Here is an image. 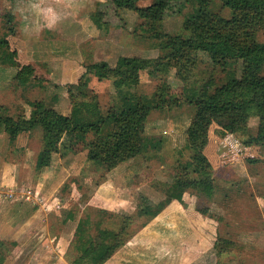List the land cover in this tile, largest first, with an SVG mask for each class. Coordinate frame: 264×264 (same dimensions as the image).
Listing matches in <instances>:
<instances>
[{
    "label": "rangeland",
    "instance_id": "obj_1",
    "mask_svg": "<svg viewBox=\"0 0 264 264\" xmlns=\"http://www.w3.org/2000/svg\"><path fill=\"white\" fill-rule=\"evenodd\" d=\"M61 1L0 0V38L4 37L8 49L15 52V65L7 64L12 70L10 80L0 87V116L27 118L30 104L36 100H44L58 112L68 114L76 99L88 98V95L97 98L104 112L118 104L114 77L98 78L88 74L86 85L80 86L78 82L84 74V64L105 60L112 67L120 56H164L167 35L183 39L191 34L187 18L194 12V0H169L163 19L152 22L139 18L133 10L115 7L110 0L92 1L88 6L83 3L86 0H78L80 5L74 0ZM153 1L137 0L136 5L145 7ZM27 8L34 11L30 22H25L22 17V10ZM44 8L50 13L59 8L62 20L55 28L44 26L37 33L29 28L34 33L27 35L29 32L23 24L29 26L39 22L36 13ZM210 10L223 18L230 17V10L216 1L210 3ZM8 14L12 15L11 23L6 22ZM84 15L90 16L101 28L94 30L88 40L86 35L80 36L81 30L76 27L79 23L76 18L83 19ZM8 26H12V32L6 31ZM82 29L85 34L90 32V29ZM98 38L109 41L114 48L111 45L97 48ZM258 38L263 41L264 34L259 32ZM26 65L31 66L32 73L24 80L25 85H19L16 83L18 76ZM240 65L233 61L215 62L204 52H194L190 59L179 58L175 67L163 57L158 66L139 71L137 82L130 85L129 90L145 96L157 93L162 98L161 106L151 109L144 125L146 140L147 136L163 140L157 150H145L107 170L87 160L86 144L70 146L65 135L61 155H54L50 170L45 172L56 176L60 174L61 166L66 167L67 171L57 175L54 181L42 177L44 181L38 185L36 175L41 176L39 171L33 173L29 164L31 168L24 172L19 168L21 175L18 172L17 176L18 179L23 176L19 181L22 186L38 192L40 199L48 196L58 207L56 212L43 217L46 225L38 231L42 239L50 237L53 248L58 246L59 250L55 253V249L44 247L46 257L37 256L38 264L43 261L44 264H69L77 256L74 245L84 237L75 230V225L84 212L89 214L91 224L100 222L116 228L117 220L97 209L128 214L138 223L142 219L137 217L136 211L141 201L146 199L155 205L168 193L177 196L172 200H177L184 208L189 205L195 211L206 208L209 216L198 211L195 214L192 210L188 219L174 217L172 224H146L104 264H264V144H244L249 136L256 134L259 121L255 113L247 120L246 133L222 135L218 123L210 124L205 154L215 169L211 196L199 192L195 186L185 190L172 188L177 163L189 157V151L184 147V131L195 112L194 98L204 82L211 78L215 85H220L230 75L238 74ZM1 84L3 86V81ZM92 136L88 133L86 137L91 140ZM16 138L18 144L27 146L30 152L41 147L39 126ZM16 140L8 139L4 125L0 123V170L4 165H10L6 167L10 173L12 164L20 159L19 149H15ZM18 161L21 163V159ZM52 189H56L53 194ZM184 224H200L205 231L203 238L191 225L186 227ZM218 236L232 240L230 249L213 248ZM9 246L5 243L1 250L5 251ZM198 247L202 251L193 258L194 254L189 253Z\"/></svg>",
    "mask_w": 264,
    "mask_h": 264
},
{
    "label": "trees",
    "instance_id": "obj_2",
    "mask_svg": "<svg viewBox=\"0 0 264 264\" xmlns=\"http://www.w3.org/2000/svg\"><path fill=\"white\" fill-rule=\"evenodd\" d=\"M110 1L115 7L133 10L139 18L152 22L163 19L169 0H155L145 7L137 6V0ZM215 1L230 10V17L223 18L210 10V3ZM194 2V12L187 18L191 34L183 39L167 35L163 47L167 48L164 56H120L112 67L104 60L84 64L85 71L78 85H86L88 74L98 78L113 76L117 106L103 112L97 98L88 95V98L76 99L68 114L58 112L44 100H36L30 104L31 111L27 118L0 116V123L4 125L10 141L34 126L40 127L41 147L36 156L35 170L48 166L53 153L61 155V146L65 147V135L70 146L86 144L87 160L107 170L145 150L161 148L163 140L160 137L147 136L146 140L144 133L145 119L151 109L161 106V95L132 93L129 87L137 82L140 70L158 66L163 57L175 67L179 58L190 59L194 52H204L215 62L233 61L241 65L238 74L232 73L220 85H215V81L210 78L199 89L193 100L195 112L184 131V147L189 151V157L177 163L172 188L185 190L195 186L206 196L213 193L215 169L205 154L209 140L208 128L212 122L222 127V135L227 132L246 133L247 120L251 113H255L259 121L256 134L249 136L244 144H264V40L260 41L258 38L259 32L264 34V0ZM6 18V22L11 23L12 15L8 14ZM6 31L12 32V26H8ZM154 36L158 35L154 33ZM0 49V63L15 65V52L8 49L4 37L0 38ZM22 69L16 82L19 85L26 83L24 80L32 73L29 65ZM179 70L181 69L178 68L177 71L180 72ZM88 133L93 134L91 140L86 137ZM62 153L64 155L65 152ZM249 161L252 159L249 158ZM175 197L177 196L172 197L168 193L155 205L143 199L136 211L137 217L142 219L138 223L128 214L97 209L98 212L115 218L116 228L106 227L100 222L91 224L89 214L84 212L75 225V230L84 238L74 245L78 254L69 264H104ZM197 211L209 216L206 208H199ZM69 216L72 217V214ZM232 245V240L218 236L213 248L225 251Z\"/></svg>",
    "mask_w": 264,
    "mask_h": 264
},
{
    "label": "crops",
    "instance_id": "obj_3",
    "mask_svg": "<svg viewBox=\"0 0 264 264\" xmlns=\"http://www.w3.org/2000/svg\"><path fill=\"white\" fill-rule=\"evenodd\" d=\"M64 1L65 0H62L61 3L62 2L64 3ZM79 1L74 0V2L77 5H80ZM92 1L94 2L96 0H86L83 3L88 6L91 4ZM57 5H60L59 2L57 3ZM71 11H73L72 13H75V9H73L72 7H71ZM65 12L66 11H64V13ZM22 14H23L22 17H24L25 22H30L31 21L30 19L34 14V11L33 9L31 10L27 8V10H22ZM36 15H37V21L39 22H36L35 25L29 24L28 26L26 25L27 23L23 24L24 28L27 30V32H29L26 33L27 35L29 34V36L33 35L34 32L32 31H35L37 33L38 30L44 26L55 28L62 20V18H60L61 14L59 13V8H57V11L55 13H50L46 11L44 8L41 10L39 14L36 13ZM82 18L83 19L76 18L79 20V23L76 22L78 23L76 24L77 25L76 27L80 28L81 30L80 36L86 35L85 39L88 40L90 39V37H92V32L94 30L96 29L98 30L101 28L98 23L94 22L90 18V16L84 15ZM86 26L88 28H86ZM29 28L33 30L30 31ZM82 28H85L86 30L90 29V32L88 34H85ZM101 39L102 38H98L96 40L95 46L97 48L99 46L106 47L110 45L111 47L114 48L113 44H110L109 41H103V40L101 41ZM116 60L114 61L115 63ZM115 63H113V65ZM11 71H12L11 67L8 66L7 64L4 63L0 64V87H4L5 85H7V82L4 81H7L9 79L11 75ZM2 81H3V86L1 84ZM208 144L206 148H208ZM206 148H205V152H206ZM15 149H19V152L17 154L21 159V163L20 161H18L20 159L16 160V162L12 164L14 168L13 167L12 169L9 168L10 173L7 172L6 170V167L8 166L10 167V165H6V166L4 165V167L2 166L3 168L0 170V264H22L23 262L25 264H31V261L33 262V264H38L37 256L46 255L44 252V247L46 248L51 247L52 250L55 249L54 250L55 253L56 250H59L58 246H56V248H53L52 243L49 242L50 237L48 238L45 237L44 239H42L41 238L42 235L38 231V228L40 227L43 228L46 225L43 223V217L50 212H56L58 210V207H55V203L52 202V200H49L48 196L44 195V197L43 198L41 197L40 199V197L38 196V192L31 190L28 191L27 186L25 188L22 186V183L19 182L23 180V176L19 177L18 179L17 176L18 172L21 175V171H19V168L24 172V169L28 170L29 168L32 167L33 173H35V160L38 150L35 152H30L27 146L24 145L21 146V144H18V140L15 141ZM55 154L56 153L52 154L51 162L54 161ZM69 163L71 162L69 161ZM19 164L21 165L19 166ZM28 164L31 165V167ZM51 165L52 164L50 163L48 166H45L40 170H38L39 173L41 174V176L38 175V173L36 175V177L38 176V180H37L38 185L43 183L44 179L42 177L49 178L51 181H54L57 175L62 174L63 171L65 172L67 171L66 167L61 166L60 174H56V176H54L53 174L52 175L46 174L45 172L48 173V170H50L49 168ZM55 190L56 189H52L51 193L53 194ZM44 198H46L45 201ZM192 210H194V208H192L190 205L184 208L183 205H181V203H179L177 200H171L157 215H155L152 219H150L146 224H165V223L170 224V222L172 224L174 217L183 218L184 216L186 219H188L189 213H193ZM194 213L198 214L199 212L197 213V210L196 211L194 210ZM184 225H186V227L187 225H191L192 228L196 230L197 235L200 236L204 235L205 231H203V228L200 224H184ZM5 243L9 244L10 246L7 250L2 251L1 249H3ZM196 244L197 243L195 242V245ZM201 251H202L201 247L200 248L198 247L195 248V250L193 249V251H191L189 254H194V256H192L194 258L197 257L198 254L201 253ZM184 254L188 255L186 252ZM40 264H44V261L41 262Z\"/></svg>",
    "mask_w": 264,
    "mask_h": 264
}]
</instances>
